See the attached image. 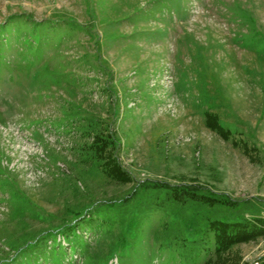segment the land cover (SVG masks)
Wrapping results in <instances>:
<instances>
[{
  "label": "rangeland",
  "instance_id": "rangeland-1",
  "mask_svg": "<svg viewBox=\"0 0 264 264\" xmlns=\"http://www.w3.org/2000/svg\"><path fill=\"white\" fill-rule=\"evenodd\" d=\"M257 217L264 0H0V264H261Z\"/></svg>",
  "mask_w": 264,
  "mask_h": 264
},
{
  "label": "trees",
  "instance_id": "trees-1",
  "mask_svg": "<svg viewBox=\"0 0 264 264\" xmlns=\"http://www.w3.org/2000/svg\"><path fill=\"white\" fill-rule=\"evenodd\" d=\"M257 218V221L254 223L249 220L215 221L214 226L219 239L216 249H225L226 246L240 239L242 236L264 232V218ZM261 264H264V260Z\"/></svg>",
  "mask_w": 264,
  "mask_h": 264
}]
</instances>
